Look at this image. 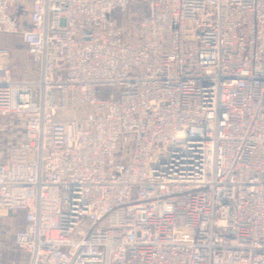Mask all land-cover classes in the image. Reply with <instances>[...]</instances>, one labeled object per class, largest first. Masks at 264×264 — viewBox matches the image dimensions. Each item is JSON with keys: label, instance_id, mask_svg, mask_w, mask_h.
<instances>
[{"label": "built area", "instance_id": "1", "mask_svg": "<svg viewBox=\"0 0 264 264\" xmlns=\"http://www.w3.org/2000/svg\"><path fill=\"white\" fill-rule=\"evenodd\" d=\"M0 35L27 264H264V0H0Z\"/></svg>", "mask_w": 264, "mask_h": 264}, {"label": "rangeland", "instance_id": "2", "mask_svg": "<svg viewBox=\"0 0 264 264\" xmlns=\"http://www.w3.org/2000/svg\"><path fill=\"white\" fill-rule=\"evenodd\" d=\"M136 1L133 2L130 12L137 16L134 7ZM21 8L14 9L15 14L20 13ZM130 12L120 13L114 11V16L120 24H129ZM132 17V16H131ZM5 49L10 57L14 79L17 76L30 77L34 74L35 69L31 64L29 53L25 46H22L21 41L12 35H0V49ZM118 97V91H112ZM70 110L58 109L56 120H63L70 116ZM25 221L23 212H12L0 210V264H25L28 260V251L25 245L15 238V233L18 227ZM89 220L85 219L83 226L88 225ZM27 264V263H26Z\"/></svg>", "mask_w": 264, "mask_h": 264}, {"label": "crops", "instance_id": "3", "mask_svg": "<svg viewBox=\"0 0 264 264\" xmlns=\"http://www.w3.org/2000/svg\"><path fill=\"white\" fill-rule=\"evenodd\" d=\"M22 46H24V45L22 44ZM28 254H29V253H28ZM28 260H29V256H28ZM28 260H27V262H28ZM27 262H26V263H27ZM26 263H25V264H26Z\"/></svg>", "mask_w": 264, "mask_h": 264}, {"label": "trees", "instance_id": "4", "mask_svg": "<svg viewBox=\"0 0 264 264\" xmlns=\"http://www.w3.org/2000/svg\"><path fill=\"white\" fill-rule=\"evenodd\" d=\"M20 212H21V211H20ZM23 214H24V213H23ZM24 223H25V221H24L20 226H22ZM20 226H19V227H20Z\"/></svg>", "mask_w": 264, "mask_h": 264}]
</instances>
